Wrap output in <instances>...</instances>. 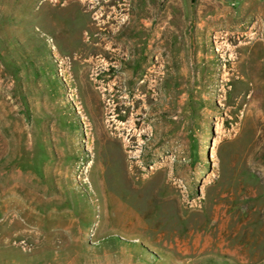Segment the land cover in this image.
I'll use <instances>...</instances> for the list:
<instances>
[{"label": "rangeland", "instance_id": "obj_1", "mask_svg": "<svg viewBox=\"0 0 264 264\" xmlns=\"http://www.w3.org/2000/svg\"><path fill=\"white\" fill-rule=\"evenodd\" d=\"M0 264H264V0H0Z\"/></svg>", "mask_w": 264, "mask_h": 264}, {"label": "bare ground", "instance_id": "obj_2", "mask_svg": "<svg viewBox=\"0 0 264 264\" xmlns=\"http://www.w3.org/2000/svg\"><path fill=\"white\" fill-rule=\"evenodd\" d=\"M209 5H210V4H209ZM207 6H208V5H207ZM207 12H211V13L213 12V13H215V12H219V11H218L217 7L214 8V6H213V7H210V8L207 10ZM217 15H218V14H217ZM218 49H219V48H218Z\"/></svg>", "mask_w": 264, "mask_h": 264}]
</instances>
